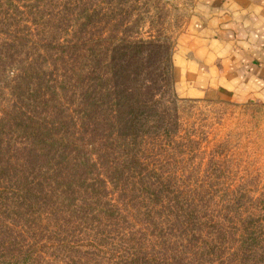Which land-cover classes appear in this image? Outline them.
<instances>
[{"label":"trees","instance_id":"16d2710c","mask_svg":"<svg viewBox=\"0 0 264 264\" xmlns=\"http://www.w3.org/2000/svg\"><path fill=\"white\" fill-rule=\"evenodd\" d=\"M101 2L0 0V264H264L263 205L210 209L157 161L169 43Z\"/></svg>","mask_w":264,"mask_h":264},{"label":"rangeland","instance_id":"374dc122","mask_svg":"<svg viewBox=\"0 0 264 264\" xmlns=\"http://www.w3.org/2000/svg\"><path fill=\"white\" fill-rule=\"evenodd\" d=\"M127 1L125 33L144 39L158 37L169 43L170 51L203 2ZM166 66L168 70V61ZM10 76L8 70L0 68V110L11 101ZM159 92L161 103L170 111L168 120L173 121L156 146L157 161H176L184 182L192 187L195 197L208 199L210 209L231 197L238 202L232 210L240 205L245 209L264 206V104L232 103L210 93L181 98L173 91L172 80Z\"/></svg>","mask_w":264,"mask_h":264},{"label":"crops","instance_id":"0c3cea01","mask_svg":"<svg viewBox=\"0 0 264 264\" xmlns=\"http://www.w3.org/2000/svg\"><path fill=\"white\" fill-rule=\"evenodd\" d=\"M171 49L173 91L264 104V0H203Z\"/></svg>","mask_w":264,"mask_h":264}]
</instances>
